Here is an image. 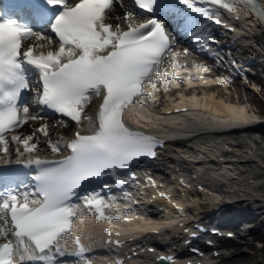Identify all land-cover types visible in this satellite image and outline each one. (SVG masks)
<instances>
[{"label":"snow or ice","instance_id":"snow-or-ice-1","mask_svg":"<svg viewBox=\"0 0 264 264\" xmlns=\"http://www.w3.org/2000/svg\"><path fill=\"white\" fill-rule=\"evenodd\" d=\"M133 3L135 9L124 0H14L0 11V165H22L30 177L0 169V264H96L89 219L110 225L105 243L117 248L125 232H159L139 223L133 205L148 188L169 203L173 198L150 175L141 185L133 169L157 159L164 142L131 121L149 117L150 103L182 85H228L227 78L210 80L208 65L190 64L189 48L176 50L177 33L219 60L211 25L237 31L224 13L238 22L244 11L264 25L262 0ZM137 15L150 18L134 22ZM226 115L225 124L249 120L234 107ZM42 151L69 154L51 159ZM173 207L184 212L180 203Z\"/></svg>","mask_w":264,"mask_h":264},{"label":"bare ground","instance_id":"bare-ground-1","mask_svg":"<svg viewBox=\"0 0 264 264\" xmlns=\"http://www.w3.org/2000/svg\"><path fill=\"white\" fill-rule=\"evenodd\" d=\"M124 4L126 7L130 8V4L128 3L127 0H124ZM262 33L263 32L258 31L259 37L264 39V34H262ZM216 99L217 98H216L215 94H205L203 96V98L195 96L194 98L188 99V101L191 103V106H190L191 110L187 115H185L183 113H179L176 115L167 116L166 118H164V122L171 124V126L178 125L180 123H186V122H189L190 124L194 123L197 125H201V124H204V122H206V124L211 123V120L213 119L214 121H216L215 122L216 124L227 125L223 122L226 119H223L222 117H215L214 118V116H212L211 112H213V110H215V109H218V110L222 111L221 114H224V116H226L227 107H234V108L243 109L246 111L248 110L246 107H243V106L241 107L238 104V102L233 100V98L231 96L228 97L227 99L223 100V101H217ZM198 107H200L202 109H206L207 111H204L202 109L197 110ZM197 112H200L199 113L200 115L198 117L196 116ZM203 112H207L208 116L207 115L204 116ZM188 115H191L193 118H189ZM248 116H249V114H248ZM249 118H250V116H249ZM216 124H213V125H216ZM160 126L163 127V124H160ZM177 133L178 132H175V134H177ZM180 136L181 135L176 136L173 139L175 142L170 141L167 143V149L164 151V157H165V159L167 158V162H170V160H171V159H169L170 156H172L174 160L178 159V157H176V155H175L174 150L170 149L172 146L187 147V145H188L187 141L182 140ZM251 140L252 139L250 138L249 141H251ZM243 142H240V143H243ZM224 143H228V142L226 140H224V141H222V144H224ZM193 144L195 145V147H197L199 149H204L208 152L210 151L211 153H215V152H218L219 150H221L219 147V145H221V144H218L216 142H211L208 140L203 141V142L199 141L197 143L193 142ZM182 153H184V152H182ZM184 155H186V153H184ZM206 164L213 165V163L200 162L199 167L202 168ZM209 169H210V173L217 175L219 177L225 176L226 173L228 172L226 170L214 169L213 167H211ZM238 244L242 245L241 241L238 242ZM244 245H251V241L246 240V244H244ZM231 254H232V256L231 255H224V256H226L227 258H236L237 256H239V257L246 256V251H245V249H239V252L232 251ZM259 264H262V262H260Z\"/></svg>","mask_w":264,"mask_h":264},{"label":"rangeland","instance_id":"rangeland-1","mask_svg":"<svg viewBox=\"0 0 264 264\" xmlns=\"http://www.w3.org/2000/svg\"><path fill=\"white\" fill-rule=\"evenodd\" d=\"M262 91L255 93L247 87H235L229 91H221L220 96H233L235 100H252L257 107H253V110L257 111L262 110L264 112V85L262 86ZM255 108V109H254ZM264 142L255 144V150L260 152L264 156ZM237 151H240L239 147H236ZM248 162H245L240 165V168L246 171L245 177L247 181H244L243 184L252 188L254 196H262L264 193V161L256 162L254 156L248 155ZM256 157V156H255ZM242 159V158H241ZM253 160V161H252ZM260 165H263L260 167ZM247 189V188H245ZM259 237H263V234H259ZM237 247L234 245L229 246V250H234ZM246 250V256L236 257L234 259L227 260L226 262H221L223 264H258L260 261L264 263V252L262 250H255L254 248L249 249L243 247Z\"/></svg>","mask_w":264,"mask_h":264}]
</instances>
